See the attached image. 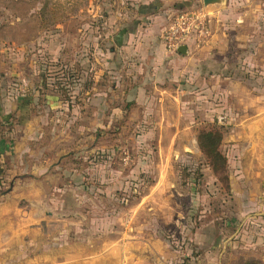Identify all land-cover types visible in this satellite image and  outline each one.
<instances>
[{"label":"rangeland","instance_id":"374dc122","mask_svg":"<svg viewBox=\"0 0 264 264\" xmlns=\"http://www.w3.org/2000/svg\"><path fill=\"white\" fill-rule=\"evenodd\" d=\"M0 264H264V0H0Z\"/></svg>","mask_w":264,"mask_h":264},{"label":"built area","instance_id":"2783aa9c","mask_svg":"<svg viewBox=\"0 0 264 264\" xmlns=\"http://www.w3.org/2000/svg\"><path fill=\"white\" fill-rule=\"evenodd\" d=\"M196 32H199V36L207 34L204 15L190 12L181 13L163 30L162 45L165 51L176 53L178 47L187 44Z\"/></svg>","mask_w":264,"mask_h":264},{"label":"crops","instance_id":"0c3cea01","mask_svg":"<svg viewBox=\"0 0 264 264\" xmlns=\"http://www.w3.org/2000/svg\"><path fill=\"white\" fill-rule=\"evenodd\" d=\"M159 18H156V21L155 23H153L152 27L150 28V40H151V37L153 36V41L152 43L150 44L151 46V52H150V55L153 57L152 59L155 61V62H158V61H163V64L165 65L166 67V64H168L169 66L171 65V55H167L165 53V51L163 50V45H162V42L158 40V38H154L155 35H160L159 33L161 32V30H158V24H159V21L158 20ZM159 31V33H158ZM130 33V32H129ZM133 32H131L130 37H131V41H133ZM118 37V41H121V44L119 43V46L122 48H124V46H126L124 49H128V46L126 45L127 42H125L127 39H128V33H121L119 35H117ZM129 43V42H128ZM123 49V50H124ZM130 51H128L129 53Z\"/></svg>","mask_w":264,"mask_h":264},{"label":"trees","instance_id":"16d2710c","mask_svg":"<svg viewBox=\"0 0 264 264\" xmlns=\"http://www.w3.org/2000/svg\"><path fill=\"white\" fill-rule=\"evenodd\" d=\"M197 142L200 149L205 151L206 155L211 158V161H217L216 165L218 166L220 164L219 162L223 160L221 155L214 151V148L219 143V137L215 136L211 132H204L198 135Z\"/></svg>","mask_w":264,"mask_h":264},{"label":"water","instance_id":"95a60500","mask_svg":"<svg viewBox=\"0 0 264 264\" xmlns=\"http://www.w3.org/2000/svg\"><path fill=\"white\" fill-rule=\"evenodd\" d=\"M204 6H209L213 4L219 3V0H202ZM178 54L186 55L187 54V47L186 46H180L178 47L177 51Z\"/></svg>","mask_w":264,"mask_h":264}]
</instances>
